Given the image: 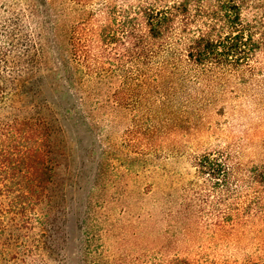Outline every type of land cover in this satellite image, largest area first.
<instances>
[{
	"label": "trees",
	"instance_id": "16d2710c",
	"mask_svg": "<svg viewBox=\"0 0 264 264\" xmlns=\"http://www.w3.org/2000/svg\"><path fill=\"white\" fill-rule=\"evenodd\" d=\"M75 1L85 7L97 0ZM51 2L28 1L0 21V234L9 218L30 228L52 202L56 139L80 116L88 122L80 113L89 104L86 81L120 79L118 93L136 96L127 102L133 105L144 94L186 92L190 82L198 89L232 75L264 89V0L108 1L68 31ZM22 109L28 113H16ZM193 165L199 179L193 198L212 225L224 229L252 216L243 187L264 191V157L246 166L243 177L228 147L195 155ZM91 253L88 246L82 264L127 261ZM125 264H264V257L153 256Z\"/></svg>",
	"mask_w": 264,
	"mask_h": 264
},
{
	"label": "rangeland",
	"instance_id": "374dc122",
	"mask_svg": "<svg viewBox=\"0 0 264 264\" xmlns=\"http://www.w3.org/2000/svg\"><path fill=\"white\" fill-rule=\"evenodd\" d=\"M28 1L35 0H0V21ZM108 1L120 0L85 7L75 0L51 4L68 31ZM85 83L91 93L80 113L88 122L79 115L57 136L52 202L30 228L8 219L0 234V264H82L88 246L91 255L104 254V261L264 257V191L245 185L254 213L224 229L212 225L193 198L199 188L195 155L228 147L240 177L264 157V89L232 75L208 79L198 89L190 82L186 92L144 94L142 103L133 105L127 102L136 96L118 93V78Z\"/></svg>",
	"mask_w": 264,
	"mask_h": 264
}]
</instances>
